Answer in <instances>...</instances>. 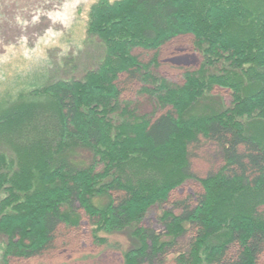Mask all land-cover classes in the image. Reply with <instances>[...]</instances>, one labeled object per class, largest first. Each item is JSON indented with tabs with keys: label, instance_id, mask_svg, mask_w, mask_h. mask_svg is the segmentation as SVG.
<instances>
[{
	"label": "trees",
	"instance_id": "16d2710c",
	"mask_svg": "<svg viewBox=\"0 0 264 264\" xmlns=\"http://www.w3.org/2000/svg\"><path fill=\"white\" fill-rule=\"evenodd\" d=\"M88 26L104 46L96 70L0 100V134L49 126L14 157L0 153L4 264L55 251L81 227V212L101 245L102 232L134 231L123 264H264V0H99ZM190 36L205 62L179 88L152 75L157 59L135 54L152 57ZM145 81L158 109L114 126L125 92ZM216 88L232 93L233 109L204 104ZM205 147L220 165L201 178L192 158ZM78 149L104 169L77 166ZM191 182L200 192L172 202ZM96 198L108 203L97 207ZM165 204L172 209L158 217L162 231L143 227Z\"/></svg>",
	"mask_w": 264,
	"mask_h": 264
},
{
	"label": "rangeland",
	"instance_id": "374dc122",
	"mask_svg": "<svg viewBox=\"0 0 264 264\" xmlns=\"http://www.w3.org/2000/svg\"><path fill=\"white\" fill-rule=\"evenodd\" d=\"M98 1L4 0L0 2L3 4L0 5V100L8 98L13 102L20 93L50 81H80L90 71L98 68L102 61L104 46L99 39L88 35L90 10ZM200 52L194 49V38L190 36L175 39L152 57L150 53L140 51H136L135 54L145 62L157 59L151 69L152 75L157 79L165 80L175 89L185 84L188 73L201 69L205 58ZM223 68L218 66L207 69V74H219ZM152 83L145 81L142 85L134 87L136 89L125 92L120 101V109L112 112L109 118L114 126L122 125L130 117L152 116V113L158 109L155 96L148 92L155 88ZM233 102L234 98L230 91L216 88L204 104L214 111H230L233 109ZM47 127L49 126L45 122L35 128L31 126L25 132V137L8 138L6 134H0V153L10 158L14 157L16 146L22 149L28 148L29 142L38 138L40 132ZM44 137L45 142L49 143L48 138ZM73 160L80 168L96 167L97 172L104 169L99 162H96L94 154L87 149L76 150ZM218 165L220 162L211 147L196 152L192 158L193 172L201 178L215 172ZM200 190L199 184L191 182L173 193L171 201L195 196ZM94 203L97 207H104L108 199L96 198ZM170 209H172L170 204L155 206L145 218L143 227L161 232L158 217L163 216L164 212ZM80 214L81 227L60 240L55 251L28 261L15 260L10 264H123L122 253L134 246V231L126 230L115 234L102 232L100 237L106 238L107 242L101 245L93 238L95 228L91 226L86 214L83 212ZM183 242L187 244V239ZM5 245L6 240L0 236V264H4Z\"/></svg>",
	"mask_w": 264,
	"mask_h": 264
}]
</instances>
